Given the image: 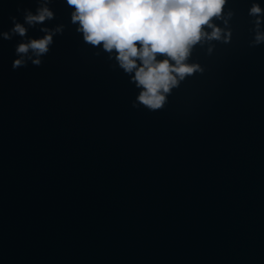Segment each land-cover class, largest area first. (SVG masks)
<instances>
[{"label":"water","instance_id":"obj_1","mask_svg":"<svg viewBox=\"0 0 264 264\" xmlns=\"http://www.w3.org/2000/svg\"><path fill=\"white\" fill-rule=\"evenodd\" d=\"M251 3L227 0L213 22L227 20L231 43L192 46L184 63L202 71L163 110L132 107L138 90L82 41L63 0L49 5L43 26L65 29L40 67L13 70L21 38L0 40V264H264V44L249 46ZM36 7L0 0V31Z\"/></svg>","mask_w":264,"mask_h":264},{"label":"clouds","instance_id":"obj_2","mask_svg":"<svg viewBox=\"0 0 264 264\" xmlns=\"http://www.w3.org/2000/svg\"><path fill=\"white\" fill-rule=\"evenodd\" d=\"M53 0H35V10L17 8L23 23L10 16L12 27L0 31V40L21 38L15 45L16 59L11 68L40 67L54 37L62 35L63 24L52 28L43 26L55 19L49 5ZM70 9V23L82 41L99 46L114 60L129 83L138 90L133 108L148 111L163 110L167 97L186 76L202 71L197 64H186L190 48L202 41L231 43L232 32L227 20L224 28L213 19L224 15L227 0H63ZM228 12L227 17L231 18ZM252 18L253 37L250 47L264 44V7L252 0L248 9ZM38 28L40 38L27 36L29 29ZM210 29V31H206ZM211 50V49H209ZM166 57L158 60L157 57ZM170 61L174 62L170 63ZM177 77L179 79H177Z\"/></svg>","mask_w":264,"mask_h":264}]
</instances>
